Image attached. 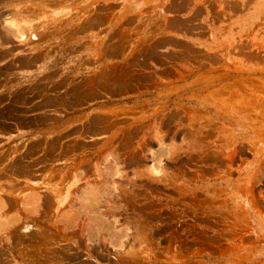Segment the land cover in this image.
Returning a JSON list of instances; mask_svg holds the SVG:
<instances>
[{
  "label": "rangeland",
  "instance_id": "rangeland-1",
  "mask_svg": "<svg viewBox=\"0 0 264 264\" xmlns=\"http://www.w3.org/2000/svg\"><path fill=\"white\" fill-rule=\"evenodd\" d=\"M0 264H264V0H0Z\"/></svg>",
  "mask_w": 264,
  "mask_h": 264
}]
</instances>
